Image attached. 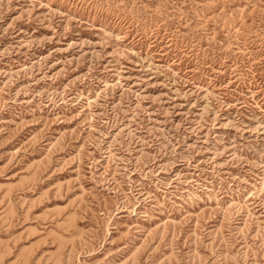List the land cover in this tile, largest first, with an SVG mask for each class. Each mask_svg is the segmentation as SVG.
Segmentation results:
<instances>
[{"label": "rangeland", "instance_id": "1", "mask_svg": "<svg viewBox=\"0 0 264 264\" xmlns=\"http://www.w3.org/2000/svg\"><path fill=\"white\" fill-rule=\"evenodd\" d=\"M0 264H264V0H0Z\"/></svg>", "mask_w": 264, "mask_h": 264}]
</instances>
